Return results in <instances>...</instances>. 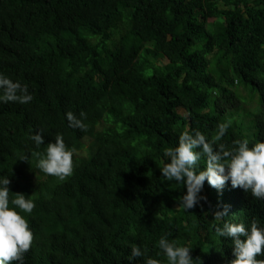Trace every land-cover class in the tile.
<instances>
[{"label": "trees", "instance_id": "trees-1", "mask_svg": "<svg viewBox=\"0 0 264 264\" xmlns=\"http://www.w3.org/2000/svg\"><path fill=\"white\" fill-rule=\"evenodd\" d=\"M0 73L32 96L0 103V176L10 200L34 203L23 264H143L132 245L167 264L161 236L189 244L193 264H227L213 226H264V199L230 181L205 180L185 211L186 187L160 172L184 131L211 142L231 121L216 143L264 140V0H0ZM57 133L75 150L63 181L35 167Z\"/></svg>", "mask_w": 264, "mask_h": 264}, {"label": "clouds", "instance_id": "clouds-1", "mask_svg": "<svg viewBox=\"0 0 264 264\" xmlns=\"http://www.w3.org/2000/svg\"><path fill=\"white\" fill-rule=\"evenodd\" d=\"M32 100L27 86L0 73V103L17 102L26 104ZM84 113L77 118L72 112L65 114L70 127L84 130ZM231 121L217 125V130L209 142L199 131L182 132L175 147L163 151L164 161L160 167L162 177L168 181L182 183L186 191L179 197L178 206L185 211L193 208L201 199L199 195L205 180L208 184L221 189L226 181L233 188L240 187L257 199H264V140H256L249 145L248 139L235 140L231 147H225L220 141L227 132ZM29 139L39 147L43 137L39 132ZM215 144V147L213 145ZM74 149L66 147L63 137L57 133L54 142L47 143L45 150L35 153V167L45 175L63 181L72 174ZM204 159L203 170H198V161ZM20 159H26L21 156ZM8 176H0V264H23V253L31 244L32 233L23 214H30L34 203L22 193L9 198ZM226 213L217 211L214 218L222 220ZM218 237H227L231 241L233 259L227 264H264L257 259L264 255V226L252 221L247 227L244 223L224 221L222 226H213ZM158 255L166 259L167 264H193L189 244L169 241L165 236L158 240ZM146 249L130 246L129 261L142 257L143 264H162V261L147 256Z\"/></svg>", "mask_w": 264, "mask_h": 264}, {"label": "rangeland", "instance_id": "rangeland-1", "mask_svg": "<svg viewBox=\"0 0 264 264\" xmlns=\"http://www.w3.org/2000/svg\"><path fill=\"white\" fill-rule=\"evenodd\" d=\"M89 143H90L89 140L85 142V148H87V147L89 146ZM80 154H81V153H80Z\"/></svg>", "mask_w": 264, "mask_h": 264}]
</instances>
